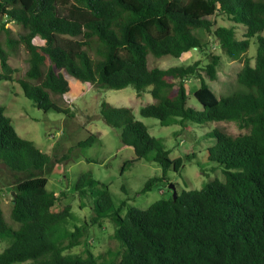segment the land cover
<instances>
[{
  "label": "trees",
  "instance_id": "1",
  "mask_svg": "<svg viewBox=\"0 0 264 264\" xmlns=\"http://www.w3.org/2000/svg\"><path fill=\"white\" fill-rule=\"evenodd\" d=\"M219 17L245 26L244 38H237L234 26L215 28ZM9 22L21 26L18 37L6 27ZM0 32L8 48L0 40V81L16 79L25 97L45 112L74 116L57 102L71 90L70 76L105 89L132 86L138 97L150 93L153 102L140 114L162 126L183 129L189 122L225 121L247 131L234 136L215 128L206 134L215 140L208 158L224 168V181L183 190L144 210L128 206L129 199L115 205L108 185L81 175L73 189L94 213L84 225L101 226L109 219L114 239L126 247L122 258L109 264H264V0H0ZM208 36L229 59L243 62L238 91L218 97L210 88L206 78L217 79L221 57L210 51ZM255 37L252 65L247 52ZM19 46L28 53V68L15 78L9 50ZM193 49L209 62L149 67V55L180 58ZM193 78L200 81L194 92L199 107L188 104L184 81ZM100 115L134 150L135 158L124 163L122 173L140 160L161 167V175L149 178L141 193L168 187V172L180 175L184 160L194 155L171 159L132 108L103 100ZM95 139L90 135L77 147L91 146ZM0 162L21 173L9 191L12 223L4 217L0 197V241L12 240L0 252V264H104L88 248L84 256L67 253L83 244L86 229L69 227L74 216L62 203L65 193L47 189L51 157L17 134L2 106Z\"/></svg>",
  "mask_w": 264,
  "mask_h": 264
},
{
  "label": "rangeland",
  "instance_id": "2",
  "mask_svg": "<svg viewBox=\"0 0 264 264\" xmlns=\"http://www.w3.org/2000/svg\"><path fill=\"white\" fill-rule=\"evenodd\" d=\"M218 26L235 27L238 39H243L245 26H236L224 17L216 19L215 28ZM8 27L14 37L23 32L21 26L9 22ZM264 36V32L262 33ZM209 48L213 54L219 55L220 64L217 68V79L210 81L206 78L212 91L218 96L229 95L239 90L237 85V73L243 66V62L229 59L220 49L218 41L213 36L207 37ZM0 40L4 47L5 35L0 32ZM35 43H41L39 39ZM10 51V65L15 70L14 77L22 78L28 68V53L23 46ZM257 51L256 37L251 39V45L247 56L254 65ZM200 60L203 65L207 64V56L193 49L183 54L180 58L165 56L154 58L149 55V67L169 68L176 65H187ZM71 84L69 93L57 97V102L73 113V117L47 111L38 108L31 100L25 97L22 88L16 81H0V106L6 109V115L11 119L17 134L26 140L32 141L43 153L51 157L53 168L46 174L48 179L47 189L57 195L64 192L66 199L63 205L70 206L74 216L69 219V227L75 225L84 226V241L81 246L68 251V254L85 255L86 248L98 258V262L109 264L120 260L124 254L121 244L114 239L115 227L112 222L105 218L101 226L87 227L84 224L91 221L94 213L91 204L81 205L79 194L74 191V185L83 174H90L94 179L108 185L115 205L129 199L128 206L137 209H147L154 202L167 199L173 192L167 187L155 186L152 190L141 193L147 180L155 175L160 176L161 167L153 161L140 160L122 173L125 162L135 158L132 147L123 145L121 132L108 126L100 115V105L103 100L114 107L132 108L135 118L143 122L156 138H160L165 147L170 151V158H184L193 155L190 160H184L180 175L169 171L170 184L175 185L177 193L183 190L201 189L208 182L219 179L225 180L224 168L208 158V148L215 144L212 137L206 134L215 128L223 129L229 134L238 136L247 133L239 129L236 124L225 121H212L203 125L188 123L186 128L178 124L162 126L159 121L152 117H143L140 109L153 102L150 93L138 97L135 89L128 86L123 89H105L98 85L81 83L67 76ZM188 90V104H199L194 97L195 90L200 86L198 79L185 80ZM90 135H96L95 142L88 147H77V144L86 140ZM67 158H66V157ZM21 173L12 171L0 162V197L4 217L8 223L10 219L12 196L9 192L15 179ZM122 210V216L126 215L127 208ZM61 205L56 207L60 210ZM12 240L0 241V252L11 244ZM86 244V245H84ZM112 252L110 256L108 253Z\"/></svg>",
  "mask_w": 264,
  "mask_h": 264
},
{
  "label": "water",
  "instance_id": "3",
  "mask_svg": "<svg viewBox=\"0 0 264 264\" xmlns=\"http://www.w3.org/2000/svg\"><path fill=\"white\" fill-rule=\"evenodd\" d=\"M168 188L173 192V197L176 198L177 196V191H176V187L173 184H169ZM13 195L15 196V193L13 192Z\"/></svg>",
  "mask_w": 264,
  "mask_h": 264
}]
</instances>
